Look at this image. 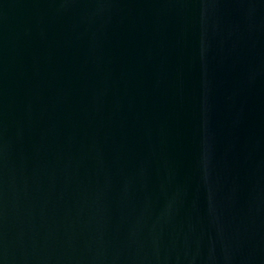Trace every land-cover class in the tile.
I'll list each match as a JSON object with an SVG mask.
<instances>
[{
	"label": "water",
	"instance_id": "obj_1",
	"mask_svg": "<svg viewBox=\"0 0 264 264\" xmlns=\"http://www.w3.org/2000/svg\"><path fill=\"white\" fill-rule=\"evenodd\" d=\"M0 264H264V0H0Z\"/></svg>",
	"mask_w": 264,
	"mask_h": 264
}]
</instances>
